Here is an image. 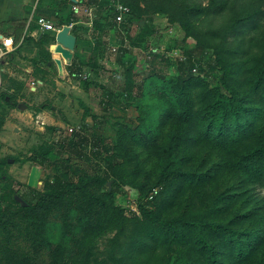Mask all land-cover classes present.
Instances as JSON below:
<instances>
[{
  "label": "rangeland",
  "instance_id": "374dc122",
  "mask_svg": "<svg viewBox=\"0 0 264 264\" xmlns=\"http://www.w3.org/2000/svg\"><path fill=\"white\" fill-rule=\"evenodd\" d=\"M36 1L47 12L56 1H66L69 13L79 17L77 61L59 77L58 69L35 65L38 48L30 42L0 63V208L14 210L5 196L15 193L35 203L45 180L66 171L64 164L71 166L70 173L82 170L110 179L108 154L97 157L78 143L70 149L67 139L77 141L79 135L91 143L88 135L96 132L112 145L123 179L114 184L112 197L107 194L111 181L91 186L106 205L99 200L92 214L70 211L68 231L58 209L43 235L21 221L14 226L7 222V228L2 223L0 246L11 245L34 264H51L54 256L62 264H264L263 190L251 193V171L236 165L234 145L203 136L204 115L198 113L191 122L180 118L189 99L197 112L210 103L212 86L225 81L242 97L246 109L241 121L250 130L264 129V0H133L125 30L117 23L111 24L114 31L100 33L96 54L95 11L90 13L86 4L75 9L70 0ZM255 6L256 16L245 27ZM110 34L118 38L116 44H109ZM224 38L233 42L232 52L216 49L226 46ZM190 50L198 66L192 69L193 82L183 87ZM128 67L136 83L129 92ZM139 105L147 108V149L117 132L116 122H136ZM34 165L42 170L38 187L28 186ZM190 170L198 175L181 174ZM141 205L159 209L167 218L196 216L217 262L196 228L169 233L148 220ZM207 223L221 227L207 228Z\"/></svg>",
  "mask_w": 264,
  "mask_h": 264
},
{
  "label": "trees",
  "instance_id": "16d2710c",
  "mask_svg": "<svg viewBox=\"0 0 264 264\" xmlns=\"http://www.w3.org/2000/svg\"><path fill=\"white\" fill-rule=\"evenodd\" d=\"M119 1L131 8L130 15H132L134 1ZM70 2L75 4L73 0H70ZM39 3L38 12L40 17L42 14L39 8L42 6ZM77 3H81L82 5L86 4L91 8L92 11H95L96 13V17L93 19L92 24V38L94 40L93 52L96 54V52L98 53L100 51L101 45L99 34L104 33L107 30H114L111 24L114 26L118 25L115 21L117 0H78ZM54 6L55 9L53 8L51 11H46V13L49 14L48 16L53 19L52 21L55 28L60 29L64 25H72V33H74L77 38L80 37L76 30V24L79 21V17H75L73 12L69 13L66 1H56ZM218 7L219 5H215L212 8L216 10ZM256 8L257 6L254 7V13L249 16L245 27L254 20L256 16ZM164 11H166V9H164ZM127 23L128 21L125 20L117 27H120V30H125V25ZM54 40L55 32L47 31L43 32L41 36L34 41L35 46L38 48V61L35 62V65L40 66L44 64L46 67H53L57 70L56 64L52 59V53L49 50V45ZM224 42L226 46H222V44L217 45L216 49L221 53L225 51L232 52L234 50V46H232L233 42L228 41L227 38H224ZM187 53L188 58L185 64H188L189 71L186 77L181 78L183 87H186V82H188V84L193 82L192 79L194 76L192 75V69L198 66V63L195 60L194 50H190ZM75 61H77V58H74L72 64L70 65L71 71L74 68ZM211 68L215 70L214 66L212 65ZM130 70L131 67H128L125 80V91L128 92L131 91V89L134 88V84H136L132 76L129 74ZM40 79L44 81L43 78ZM139 86H141V91H144V83ZM211 90L213 91V94L207 107H201L199 111L193 112V105H190V103H193L194 99L191 98L188 100V104H186L185 107L183 106L180 118L191 122L194 116H197L198 113L204 115L205 118L203 120H205V123L203 124V128L201 130L203 136L208 139H212V136H215L220 138L222 141L219 142L220 144L234 145L235 148L233 150L236 152V165L240 168H246L251 171V177L248 184L251 193L254 194V190H257V188L262 189L264 192V129H262L260 132L256 131L255 128L250 130L247 128V125L241 121L243 119L242 116H244L243 112H245L244 110L246 109L245 105L241 104L242 97L239 96V91L230 87L227 82L221 81L220 84L219 81V84L213 85ZM188 97H184V100L188 99ZM180 118H178L177 123L180 122ZM136 122L137 124H135ZM136 122H132L131 125H127L125 122H116L117 132L121 138L126 137L128 140H131L130 142L132 143H144L147 149V108L144 110L142 105H139V114L136 117ZM159 123L161 124V121ZM139 135L144 136L140 138ZM88 136H90L92 139L91 143L89 142L87 136L79 135L77 141H75L73 138H68L67 144L69 145L70 149H73L72 146L76 145V143H78L79 146H83L85 149L91 148L93 149L92 153L97 157H101L103 153L106 155L108 154V167L110 169L108 171L110 179H106V175L100 177L91 175L88 172L82 170L70 173L71 166L64 164L66 171L57 175L53 180H45L44 191L38 194V198L35 203L29 202L20 195L28 203L26 206H24L15 198V195L18 193L5 196L12 204L15 205V207L14 210L6 207L0 208V225L4 223V227L7 228V222H12L11 226H14L19 224V221H21L28 225L32 230H40V235H43L42 233L44 226L46 225L50 215L55 210L60 209V212L63 216V225L68 231L70 229L68 221L70 211L74 209H79L80 211L89 210L92 214L94 205L98 204L99 200H101L102 205H106L107 201L105 198L93 194L90 190V187L95 184H104L106 181H111L112 189L108 190L107 194L109 197H112L114 184L120 185L119 182L122 180H119L120 178L123 179V177H119L118 164H114L113 160L115 159H112V151H114V147L112 145L106 144L101 137H98L96 132H92ZM213 140L215 139L213 138ZM120 143H122V141L118 144ZM117 152L120 153L119 151ZM80 156H84L85 160H91V157L86 155V153H84V155L83 153L82 155L80 153ZM41 162L44 163L45 161L41 160ZM181 174L184 176L196 177L198 172L190 170ZM75 175H77L79 178L77 181H75ZM154 188L155 186L152 187L151 190ZM140 209L148 220L154 224H157L161 229H167L169 233H184L187 226H189V228H196L199 232L200 238L211 252L212 262H217L213 245L206 239V234L204 232L205 227H201V222L196 220V216H190L189 218H186L183 214L179 218L174 219L164 217L159 209H150L148 207H144L143 205H141ZM181 223L184 225L179 227V224ZM206 227L216 229L221 227V225L207 223ZM226 230L228 229L226 228ZM0 264L34 263H32L31 259L25 253L17 254L11 245H4L0 246ZM51 264H62V262L58 257L54 256Z\"/></svg>",
  "mask_w": 264,
  "mask_h": 264
},
{
  "label": "crops",
  "instance_id": "0c3cea01",
  "mask_svg": "<svg viewBox=\"0 0 264 264\" xmlns=\"http://www.w3.org/2000/svg\"><path fill=\"white\" fill-rule=\"evenodd\" d=\"M39 2L40 1H36V0H0V50H1L0 63L5 62V60H7L5 59V57L10 52L16 50L18 47L28 45L30 42L34 43V41L38 39L43 32L54 31L56 37L57 32L61 28L60 29L55 28L52 21L53 19L50 16H48L49 14L46 13L43 7L39 8L42 14L40 16L45 17L47 21L52 24L53 29H49V30L44 29L38 22ZM74 2L77 8L81 6V3H77L76 0H74ZM87 9H91V8L87 7ZM80 19H82V17H80ZM114 36L115 34H110V36L108 37L110 45L117 43V38ZM79 40L80 37L77 38L78 45H79ZM53 43H55V40L51 44ZM51 44L49 45L50 51H51L50 49ZM51 53H52V59L55 62L59 72L58 76L60 77L62 76L63 71L67 70L65 61L61 57V55H58L53 51H51ZM57 58L61 59L62 61V66H63L62 71H60V68L55 61ZM74 58H77V45L75 49ZM116 63L121 65L120 58L117 59ZM26 70L28 72L31 71V69L29 68ZM37 81L39 84L43 83L41 79H38Z\"/></svg>",
  "mask_w": 264,
  "mask_h": 264
},
{
  "label": "water",
  "instance_id": "95a60500",
  "mask_svg": "<svg viewBox=\"0 0 264 264\" xmlns=\"http://www.w3.org/2000/svg\"><path fill=\"white\" fill-rule=\"evenodd\" d=\"M71 25H64L56 34L55 43L51 44V51L58 53L64 59L66 65H71L74 59L75 49L77 45V36L72 33ZM1 53V50H0ZM56 63L58 64L60 71L63 70L61 59L57 58ZM9 162H13V159H9ZM42 175V170L34 165L31 169L28 178V186L38 187ZM17 201L21 202L24 206L28 203L18 194L15 195Z\"/></svg>",
  "mask_w": 264,
  "mask_h": 264
},
{
  "label": "built area",
  "instance_id": "2783aa9c",
  "mask_svg": "<svg viewBox=\"0 0 264 264\" xmlns=\"http://www.w3.org/2000/svg\"><path fill=\"white\" fill-rule=\"evenodd\" d=\"M74 8L77 9V6H75ZM88 10H90V9H88ZM90 13H91V10H90ZM130 13H131V8L128 5H125L122 2H120L119 0H117L115 21L119 25L127 19V16H129ZM38 22L44 29H47V30L53 29L52 24L50 22H48L47 19L43 16H40L38 18ZM116 49H118V48H114V50H116ZM1 84H2V71H1V67H0V86H1ZM154 193H157V189H155L151 193L150 197H153Z\"/></svg>",
  "mask_w": 264,
  "mask_h": 264
}]
</instances>
